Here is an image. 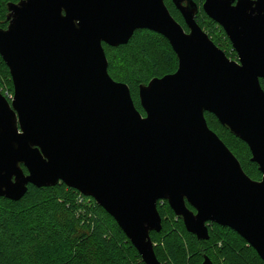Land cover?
I'll use <instances>...</instances> for the list:
<instances>
[{
    "label": "water",
    "instance_id": "obj_1",
    "mask_svg": "<svg viewBox=\"0 0 264 264\" xmlns=\"http://www.w3.org/2000/svg\"><path fill=\"white\" fill-rule=\"evenodd\" d=\"M172 1L188 32L165 0L9 4L0 55L14 95L0 92V197L20 201L30 186L64 183L113 217L145 264H162L151 233L162 232L158 204L167 202L197 239H209L211 224L228 227L264 263V0H204L238 61L200 27L194 0ZM139 30L165 37L179 63L140 87L145 115L110 76L104 49ZM206 113L248 145L260 181Z\"/></svg>",
    "mask_w": 264,
    "mask_h": 264
},
{
    "label": "trees",
    "instance_id": "obj_2",
    "mask_svg": "<svg viewBox=\"0 0 264 264\" xmlns=\"http://www.w3.org/2000/svg\"><path fill=\"white\" fill-rule=\"evenodd\" d=\"M21 1L0 0V29L6 30L9 26V4ZM194 1L199 7L196 19L200 27L205 32L211 27L221 29L228 41L223 28L204 12V0ZM165 3L188 32L173 1L165 0ZM208 36L218 46L209 31ZM104 49L110 76L129 86L137 109L145 115L139 99L140 87L178 70V58L169 41L153 31L139 30L127 45L110 47L104 44ZM123 51L127 53L121 60L119 54ZM129 60L135 70L128 76ZM125 62H128L127 67ZM136 69L144 76H138ZM261 86L264 89V80ZM4 88L14 95L9 68L0 55V89ZM205 117L209 127L240 161L246 174L260 181L262 174L258 165L251 162L248 145L222 126L214 115L206 113ZM158 211L163 230L152 232L151 239L162 264H203L205 256L213 264H264L256 251L232 229L211 224L209 239L199 240L187 232L183 220L167 202H160ZM0 240L4 243L0 245V264H145L114 218L94 199L64 183L46 188L30 186L20 201L0 197Z\"/></svg>",
    "mask_w": 264,
    "mask_h": 264
},
{
    "label": "rangeland",
    "instance_id": "obj_3",
    "mask_svg": "<svg viewBox=\"0 0 264 264\" xmlns=\"http://www.w3.org/2000/svg\"><path fill=\"white\" fill-rule=\"evenodd\" d=\"M219 25V24H218ZM220 26V25H219ZM224 30V29H223ZM204 31V30H203ZM208 31L213 34V37L216 41V43L218 44V47L225 52L226 55H228L227 57L231 60H234V61H238V54L237 52L233 49V46H231L229 40L227 41L226 37L223 35L221 29H218V28H213L212 27L206 31V33L208 34ZM205 32V31H204ZM125 52V53H124ZM127 52L126 51H123L122 53L119 54L120 56V59L122 60L124 58V55L126 54ZM116 59V58H115ZM114 63H115V67H116V62L115 60L113 59ZM128 62H130V68H129V71L126 72V74L129 76L130 73H132L134 70H135V65L132 64V62L129 60ZM128 62H125L126 64V67L128 65ZM114 69V68H113ZM137 71V74L139 72L138 69H136ZM125 74V73H124ZM138 76H144V75H141V72L138 74ZM6 86V84L4 85ZM7 87V86H6ZM4 90V91H3ZM0 92L9 100L11 101L13 99V95L8 92V91H5V88L4 89H0ZM241 155H243L241 152H240ZM0 245H4L3 242H1L0 240Z\"/></svg>",
    "mask_w": 264,
    "mask_h": 264
}]
</instances>
